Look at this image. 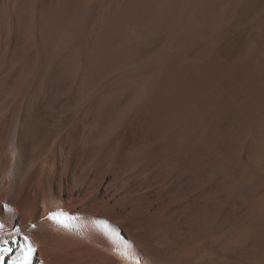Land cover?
I'll return each mask as SVG.
<instances>
[{
    "label": "bare ground",
    "instance_id": "6f19581e",
    "mask_svg": "<svg viewBox=\"0 0 264 264\" xmlns=\"http://www.w3.org/2000/svg\"><path fill=\"white\" fill-rule=\"evenodd\" d=\"M247 1L0 0V264H264Z\"/></svg>",
    "mask_w": 264,
    "mask_h": 264
},
{
    "label": "rangeland",
    "instance_id": "374dc122",
    "mask_svg": "<svg viewBox=\"0 0 264 264\" xmlns=\"http://www.w3.org/2000/svg\"><path fill=\"white\" fill-rule=\"evenodd\" d=\"M263 1L264 0H249L244 5V10L242 11L241 15L238 16L236 15V13L231 14L228 25V31L230 33L229 36L234 35L236 29L238 30V26L240 25L246 26L253 21L255 16L263 10L264 8V5L262 4ZM238 86H241V84H239ZM238 86L236 87V89L238 88L237 91H242V87H240L241 89H239Z\"/></svg>",
    "mask_w": 264,
    "mask_h": 264
},
{
    "label": "snow or ice",
    "instance_id": "6c2138e0",
    "mask_svg": "<svg viewBox=\"0 0 264 264\" xmlns=\"http://www.w3.org/2000/svg\"><path fill=\"white\" fill-rule=\"evenodd\" d=\"M63 216H64L63 213H53L49 218L55 220L57 223L64 224L65 227H69V225L65 223V220L61 219V217H63ZM2 227H3V225L0 224V228H2ZM25 240H27V237H25ZM28 247H29V255H30L31 251H32L31 245L29 244Z\"/></svg>",
    "mask_w": 264,
    "mask_h": 264
}]
</instances>
